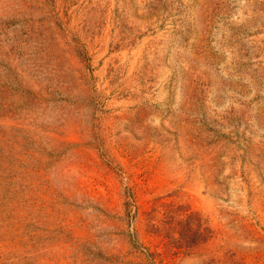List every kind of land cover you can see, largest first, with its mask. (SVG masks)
Returning a JSON list of instances; mask_svg holds the SVG:
<instances>
[{
  "label": "rangeland",
  "instance_id": "rangeland-1",
  "mask_svg": "<svg viewBox=\"0 0 264 264\" xmlns=\"http://www.w3.org/2000/svg\"><path fill=\"white\" fill-rule=\"evenodd\" d=\"M0 264H264V0H0Z\"/></svg>",
  "mask_w": 264,
  "mask_h": 264
},
{
  "label": "trees",
  "instance_id": "trees-1",
  "mask_svg": "<svg viewBox=\"0 0 264 264\" xmlns=\"http://www.w3.org/2000/svg\"><path fill=\"white\" fill-rule=\"evenodd\" d=\"M182 234H184V233H182ZM184 236V235H183Z\"/></svg>",
  "mask_w": 264,
  "mask_h": 264
}]
</instances>
